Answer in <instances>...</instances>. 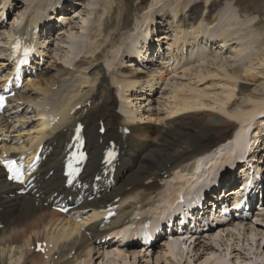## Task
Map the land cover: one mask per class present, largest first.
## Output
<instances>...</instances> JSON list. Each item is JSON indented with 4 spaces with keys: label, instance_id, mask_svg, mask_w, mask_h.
Segmentation results:
<instances>
[{
    "label": "bare ground",
    "instance_id": "6f19581e",
    "mask_svg": "<svg viewBox=\"0 0 264 264\" xmlns=\"http://www.w3.org/2000/svg\"><path fill=\"white\" fill-rule=\"evenodd\" d=\"M58 1L63 0H0V89L3 73L9 69L10 42L5 37L18 32L9 24H16L17 18L24 20L27 35L35 37L43 50V56L36 58L33 79L16 89L0 113V158L10 152L21 158L37 151L45 155L24 194L16 192L21 185L5 180L0 163V264H91L106 252L107 236L116 234L121 237L118 244L126 254L125 262L131 257L134 263L147 258L142 264L149 260L150 264H172L175 258L180 259L179 264H222L233 250L230 241L247 233L243 232L246 223L220 224V233L205 239L214 242L218 238L222 243L200 245V250H190V242L174 240L144 252L133 236L145 215L174 201L178 190L189 193L201 182L210 183L212 171L226 170L232 151L247 147L255 154L258 149L247 140L255 118L264 122V80L254 88L247 83L257 75L253 72L257 62L251 56L259 50L262 32L256 16H242L232 2L212 11V0H175L153 12L147 11L152 4L148 0H73L66 8H58ZM4 9L9 22L1 20ZM58 10L59 17L51 20ZM77 12L80 18H71ZM132 13L136 14L134 23L129 19ZM141 13L145 16L140 19ZM66 18L70 19L64 26L59 20ZM155 30L160 31L156 40L170 47L171 63L165 70L148 63L140 71L143 59L135 57L141 56L146 45V52L151 49L146 37ZM156 44L160 47L161 42ZM231 49L235 59H219ZM179 68L180 73L175 74L179 77L166 74ZM209 72L223 86L221 95L210 97L211 101L204 96L207 91L196 89L193 83L184 84L182 79L201 81ZM113 90L119 99L118 112L113 110ZM158 90L161 94L155 97ZM168 91L171 102L164 98ZM205 106L213 110L203 109ZM158 107L168 110V118L153 112ZM78 121L84 124L88 160L79 187L66 188L62 160ZM126 127L128 133L123 132ZM254 130L259 143L264 129ZM233 133L231 143L228 139ZM111 140L119 148L113 176L101 163ZM194 163L196 168L188 173ZM164 176L181 184L175 194H162ZM111 177L116 181L113 186ZM94 188L100 196L87 200ZM81 190L84 201L68 214L52 208L59 202L72 204ZM113 204L117 214L104 221L106 208ZM121 224L126 226L119 228ZM262 235L264 238V232ZM37 241L46 242L44 253L34 251ZM262 260L257 264H264Z\"/></svg>",
    "mask_w": 264,
    "mask_h": 264
},
{
    "label": "rangeland",
    "instance_id": "374dc122",
    "mask_svg": "<svg viewBox=\"0 0 264 264\" xmlns=\"http://www.w3.org/2000/svg\"><path fill=\"white\" fill-rule=\"evenodd\" d=\"M148 1L153 4V7H152V4H151L150 9H147V11L153 12L154 10H157L158 8H160L162 6L163 7H167L171 2H173L175 0H148ZM226 2H232V4H235L236 7H237V9H240V14L242 16H244V13L251 14V15H255L256 16V21H257L256 26L257 27H260V31L262 32V34H261L262 36L259 37L260 38V45H259V48H258L259 50H256L255 49V51H256L255 54L253 56H251L252 59H255L254 60V63L257 62V65H254L255 69L253 70V72L255 74H257L258 76L256 75L255 76L256 79L254 78L253 81L252 80H248L247 81V83H249L250 87L251 88H254L259 82H261V81L264 80V74H263L264 73V69H263L264 68L263 67L264 66V61H263L264 60V0H212L211 3H210V8H211L212 11H215L220 5H222V6L225 5ZM123 3H124V1H121L118 4H119L120 7H122L123 6ZM144 16H145L144 13H141L139 15L140 19L142 17H144ZM134 18H136V14L132 13L131 16L129 17V19L132 20V23L135 22L134 21ZM53 20H54V18H53ZM140 28H144V27L141 26ZM157 32H160V31H157ZM157 32H155V33H157ZM161 35H163V33H161ZM154 36H155L154 34L151 35V36L149 35V39L151 40V43H152L153 46L157 43V40H156L157 38H154ZM157 37L159 38V36H157ZM233 52H234L233 49L228 50L226 53H223V55H222L223 57L218 55L219 56V59L220 58H224V56L226 58H229V59H233V58L235 59L236 58L235 57V52L234 53ZM163 53H164V55H163ZM161 54L165 57L166 52L165 51H163V52L161 51ZM166 58L168 59V56L165 57V59ZM165 59H164V61H165ZM164 61L163 60H158L156 62H152L151 65H152V67H156V66H160V64L162 63L161 66H165L164 63L167 64V62H164ZM260 63H263V65L260 64ZM45 64H47V63H45ZM177 70H179V71H176V72L170 71V73H167V75H170V76L174 77L176 73H180L181 68H179ZM260 72H262V73H260ZM209 73L210 74H208V76L205 79L201 80V81H198V79L195 80V79H188V78H184V77H182V79H184L183 80V83L184 84H189L190 85V84L193 83L194 85H196V89L204 90L205 92L207 91V94L205 93L204 96H205V98H209V100L211 101L210 97L212 98L215 95L216 96H218V95L220 96L221 95V91L220 90H221V88H223V86L221 85L222 82L217 81V79H218L217 77H214L211 74V72H209ZM175 77H179V76L176 75ZM195 82H197V83H195ZM159 94H161V93L158 90V92H156L154 96L157 97L156 95H159ZM166 94L167 95H165L164 98L167 99L168 102L169 101L171 102L173 100L172 99V94H170L169 91L166 92ZM113 97L115 98V101L113 100V103H112L113 110L116 111V112H118L119 99H118L117 93L114 90H113ZM167 106H168V104L166 103L165 107H167ZM164 108L162 107L161 109H159V107H158L153 112L156 115H158L159 118L166 119V118H168V116L166 117V113L168 112V110H164ZM205 108L206 109H209V110H211V109L213 110V108L208 107V106H205L203 109H205ZM180 112L181 111H179L177 113V115L180 114ZM169 116H173V115H169ZM174 116L176 117V114ZM260 117H263V116H260ZM255 119L257 121L256 120L253 121V123L254 122H256V123L255 124L252 123V129H257V128L264 129V127H263L264 126V122H262V120H259L261 118L256 117ZM248 137H249V135H248ZM262 137L264 138V132L262 134ZM211 138L212 137H209L208 139H211ZM224 143H226V142H224ZM262 147H263V145H262ZM258 153H259V155H261V159H264V150L263 151L261 150V152H258ZM165 178H163L161 180L162 183L164 184L163 185V188H162V189H164V191H163L162 194H164V195H167V194H175V192L177 191L178 187H180L181 184L179 183L178 180L174 179L172 176L165 177ZM169 183H171V184H169ZM167 184H169V185H167ZM168 187L170 189H168ZM256 222L257 223H252V224H249L248 223V224H245V230H243V232L244 231L247 232L246 234L248 236L246 234H244L243 237H239V240H237V238H236L235 240L230 241L231 243H234V245L232 246V249L233 250H231V254H229L228 257L226 256L227 258L225 259V262H223L222 264H257L262 259H263L262 262H264V258H263L264 257V238H263V235H262V237L260 236V234H262L264 232V214L261 215V217L259 218V220H257ZM249 226H251L252 228L250 229ZM245 237H247V238H245ZM110 238H109V240H110L109 242H111V243H107L106 244L107 247L104 248V251L107 252L106 256H105V253L106 252H104L102 254V256H98L97 258H93V261H91V264H109V263L112 264V263H114V261H113L114 259L117 260V264H135V263L136 264H142V263H144L146 261L147 258H139L138 259L139 263L136 262L137 260L134 263L133 260H132V258L130 257V258H128V260H126L127 262L128 261L129 262L128 263L125 262V258H126L125 255L126 254H125V252L123 254V251L122 250H121L122 252H120L119 246L117 245L118 244L117 243V239L116 238L115 239H110ZM223 238L225 239L224 235H223ZM206 240L207 239H201V240H199V244H197V246H196V244L193 245V246L191 245L190 250H192V248L194 249V247L195 248L197 247L195 250H200V248L202 246H205L208 243H210L212 245L215 244L216 246L219 245L220 243H222V241L220 239L218 240V238H216L214 240V242H213L212 239H211V241L210 240L206 241ZM157 245L158 244L155 243L154 246H153V248H156L157 249ZM200 245H201V247H199ZM221 250L219 249V252ZM114 252H116V253H114ZM257 252H259V253H257ZM120 253L122 254V256H121ZM119 256L122 257V258H120ZM154 258H155V256L153 255L150 259H154ZM111 259H112V261H111ZM179 260L180 259H178V258L176 259L175 258L174 260L171 259V262H172V264H179ZM183 261H186L185 258H184ZM148 263L150 264V260H149ZM159 263L160 262L158 261L157 264H159ZM161 264H163V263H161Z\"/></svg>",
    "mask_w": 264,
    "mask_h": 264
}]
</instances>
